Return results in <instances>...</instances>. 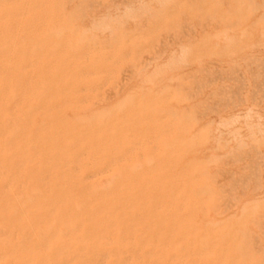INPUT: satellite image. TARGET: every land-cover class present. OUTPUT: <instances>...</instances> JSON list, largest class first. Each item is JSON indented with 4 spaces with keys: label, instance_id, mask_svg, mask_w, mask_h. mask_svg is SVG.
Returning a JSON list of instances; mask_svg holds the SVG:
<instances>
[{
    "label": "rangeland",
    "instance_id": "rangeland-1",
    "mask_svg": "<svg viewBox=\"0 0 264 264\" xmlns=\"http://www.w3.org/2000/svg\"><path fill=\"white\" fill-rule=\"evenodd\" d=\"M0 264H264V0H0Z\"/></svg>",
    "mask_w": 264,
    "mask_h": 264
},
{
    "label": "bare ground",
    "instance_id": "bare-ground-1",
    "mask_svg": "<svg viewBox=\"0 0 264 264\" xmlns=\"http://www.w3.org/2000/svg\"><path fill=\"white\" fill-rule=\"evenodd\" d=\"M95 4V3H94ZM162 41V40H161ZM148 56V55H147ZM14 57V56H13ZM86 83H88V82H86ZM85 83V84H86ZM87 86V85H86ZM196 88V87H195ZM201 92V91H200ZM237 95V94H236ZM20 115V114H19ZM37 120V119H36ZM40 121V120H39ZM113 175V174H112ZM109 176H111V175H109ZM108 176V177H109ZM110 178V177H109ZM106 179H107V177H106ZM111 179V178H110ZM249 179V178H248ZM104 181H106V180H104ZM107 182V181H106ZM103 186H104V182H103ZM95 187V186H94ZM97 187V186H96ZM98 189V188H97ZM32 194V193H31ZM80 207H81V205H80ZM64 229V228H63ZM65 230V229H64ZM23 232V231H22ZM49 233V232H48Z\"/></svg>",
    "mask_w": 264,
    "mask_h": 264
}]
</instances>
